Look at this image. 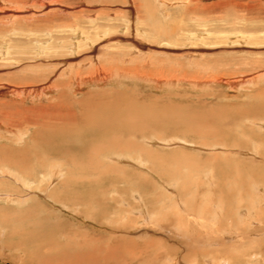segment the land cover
<instances>
[{"label": "rangeland", "instance_id": "1", "mask_svg": "<svg viewBox=\"0 0 264 264\" xmlns=\"http://www.w3.org/2000/svg\"><path fill=\"white\" fill-rule=\"evenodd\" d=\"M0 264H264V0H0Z\"/></svg>", "mask_w": 264, "mask_h": 264}, {"label": "bare ground", "instance_id": "2", "mask_svg": "<svg viewBox=\"0 0 264 264\" xmlns=\"http://www.w3.org/2000/svg\"><path fill=\"white\" fill-rule=\"evenodd\" d=\"M223 3H224V2H223ZM169 6H170V5H169ZM80 45H81V44H80ZM41 51H42V50H41ZM22 91H23V88H22ZM23 92H24V91H23ZM105 120H106V119H105ZM107 122H108V121H107ZM104 124H105V123H104ZM105 126H106V125H105ZM110 130H111V129H110ZM113 140H114V139H113ZM113 140L109 142V145H110V146L112 145ZM107 146H108V145H107ZM110 146H108V147H110ZM128 146H129V145H128ZM121 147H122V148H125V149L128 150V147H126L125 144H124L123 142L121 143ZM114 148H118V147H114ZM99 150H101V148H100ZM119 150H120V149H119ZM103 152H104L103 154H107V153H108V151H104V150H103ZM117 152H118V151H117ZM119 152H120V151H119ZM119 152H118V153H119ZM113 153H114V152H113ZM109 154H110V153H109ZM94 155H95V154H94ZM118 155H119V154H118ZM120 155H121V154H120ZM108 156H109V155H108ZM111 156H112V155H111ZM125 159H126V158H125ZM89 184H90V183H89ZM185 189H186V188H185ZM78 199H80V200H84V198H82L80 195H78ZM238 210H239V209H238ZM239 212H241V211H239ZM200 213H201V212H200ZM247 213H248V211H247ZM186 214H188V213H186ZM243 214H244V213H243ZM192 215H193V214H192ZM199 215H200V214H199ZM199 215H198V217H200ZM203 215H204V214H203ZM194 216H195V213H194ZM201 219H202V217H201ZM199 220H200V219H199ZM232 220H233V219H232ZM229 221H230V220H229ZM208 223H209V222H208ZM184 224H185V223H184ZM199 224H200V223H199ZM200 226H201V225H200ZM242 241H243V240H242ZM78 245H79V244H78ZM246 246H247V245H245V247H246ZM237 251H238V250H237ZM242 251H244V250L242 249ZM250 251H251V250H250ZM256 251H257V250H256ZM256 251H255V252H256ZM251 252H252V251H251ZM234 253H235V252H234ZM244 254H248V255H249L248 252H244ZM255 254H256V253H255ZM235 255H236V254H235ZM237 255H238V254H237ZM241 255H242V254H241ZM250 255H251V254H250ZM253 255H254V254H253ZM260 255H261V254H260ZM227 256H228V255H227ZM255 256H257V255H255ZM255 256H254V257H255ZM223 258H224V257H223ZM246 258H247V257H246ZM250 258H251V257H250ZM235 259H236V258H235ZM242 259H243V258H242ZM218 261H219V260H218Z\"/></svg>", "mask_w": 264, "mask_h": 264}]
</instances>
